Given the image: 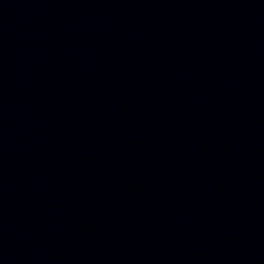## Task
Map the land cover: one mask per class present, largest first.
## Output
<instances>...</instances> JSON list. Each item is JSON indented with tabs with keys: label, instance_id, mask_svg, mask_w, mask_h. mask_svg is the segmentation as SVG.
Segmentation results:
<instances>
[{
	"label": "water",
	"instance_id": "water-1",
	"mask_svg": "<svg viewBox=\"0 0 264 264\" xmlns=\"http://www.w3.org/2000/svg\"><path fill=\"white\" fill-rule=\"evenodd\" d=\"M0 264H264V0H0Z\"/></svg>",
	"mask_w": 264,
	"mask_h": 264
}]
</instances>
